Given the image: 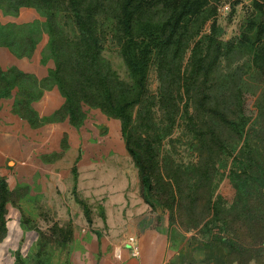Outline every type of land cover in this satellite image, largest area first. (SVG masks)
I'll list each match as a JSON object with an SVG mask.
<instances>
[{"label": "rangeland", "instance_id": "obj_1", "mask_svg": "<svg viewBox=\"0 0 264 264\" xmlns=\"http://www.w3.org/2000/svg\"><path fill=\"white\" fill-rule=\"evenodd\" d=\"M13 2L0 0V32L6 30L4 26L12 28L15 23L23 25L18 28L23 32L30 24H39L36 36L40 38L29 55L31 60L40 57L45 69H55L58 60L64 61L63 76L68 80L72 71L71 62L67 61L71 49L62 47V43L78 37L68 0H55L50 7L57 16L53 21L55 31L62 32L59 41H52L46 28L44 6L24 4L13 12ZM93 2L104 68L115 82L120 81V93L136 97L137 85L121 52L124 32L120 0ZM182 2L145 0L147 8L138 14L135 24L167 19L173 9H181ZM199 2L181 20L183 40L179 46H170L165 56L157 48L151 53L146 90L131 107L134 136L143 143L150 141L155 148L153 180L160 200L155 208L144 198L139 168L127 147L122 120L77 101L87 112L91 110L82 130L85 134L91 132L92 212L102 205L99 196L124 193L132 205L139 206L145 200L144 205L162 217L177 248H213L223 252L227 264H261L264 177L259 185L243 187L238 183L242 177L233 179L229 173L232 167H240L242 153L251 158V150L258 144L263 147V155L258 159L264 166V74L254 61L257 52L264 48V0ZM22 14L29 19L22 20ZM30 34L21 33L17 41L32 46L27 39ZM209 35L222 43L220 59L207 74L194 68L193 62L195 54H206ZM213 50L214 46H209L210 54ZM55 51L59 52V59ZM217 104L229 106L235 117L243 114L250 118V146L245 137L224 128L210 110ZM212 129L225 137L232 153L227 154L218 145ZM259 162H254L249 171L241 168L243 177H259ZM107 179L111 182H104ZM124 180L127 181L120 187ZM36 189L41 187L22 185L9 194L4 219L0 218V264H72L76 248L72 245L75 233L69 228L71 223L58 210L49 208L46 201V206L42 204L39 195L32 198L31 191Z\"/></svg>", "mask_w": 264, "mask_h": 264}, {"label": "crops", "instance_id": "obj_2", "mask_svg": "<svg viewBox=\"0 0 264 264\" xmlns=\"http://www.w3.org/2000/svg\"><path fill=\"white\" fill-rule=\"evenodd\" d=\"M25 17L20 16L29 19ZM40 60L0 45V68L19 72L10 93L0 97V177L10 190L40 186L31 197L39 195L42 204L46 201L68 218L75 233L72 264H227L223 252L213 248H177L162 217L145 206V200L136 206L124 193L111 192L99 196L102 205L92 212L91 132L82 130L91 110L82 106L74 117L59 85L48 80L49 67ZM129 236L135 238L139 253H134Z\"/></svg>", "mask_w": 264, "mask_h": 264}, {"label": "trees", "instance_id": "obj_3", "mask_svg": "<svg viewBox=\"0 0 264 264\" xmlns=\"http://www.w3.org/2000/svg\"><path fill=\"white\" fill-rule=\"evenodd\" d=\"M12 1H14L13 8L10 9L13 12H16L24 4L38 3L44 6V14L48 19L46 28L52 35V41H55L56 38H58V41L61 40L62 32L60 30L59 32L55 31V23L53 22L57 16L50 9L55 0ZM93 1L95 0H68L78 37L72 42H63L62 47L67 46L71 49V56L67 61L71 62L72 71L67 80L65 75L63 76V65L65 62L58 60L57 67L50 69L48 80L59 85L62 93L67 98L66 109L74 117L82 109L80 107L81 103L77 102L81 100L82 103H87L92 107H98L105 113L119 117L122 120V132L126 138L127 147L139 168L144 188V198L155 208L156 202H160L156 196V186L153 180L156 170L155 148L150 141L143 143L134 136L131 107L140 100L146 90L151 53L157 48L165 56L169 52L170 46H179L178 44L183 40V35L180 34L181 20L186 14L194 11L193 5L195 3L200 4L201 2L199 0H183L181 9H173L167 19L155 22L152 20H144L137 25L135 21L137 20L138 14H141L147 8V6H144L145 0H120V23L124 32L121 52L137 85V96L130 97L127 92H119L118 85L120 81L117 80L115 82L110 77L108 70L104 68L103 46L96 28V12ZM213 25L214 29H216V24L214 23ZM21 26L23 25L17 23L12 25V28L4 26L3 28L6 30L0 32V45L8 46L19 56L30 55L35 44L39 41L40 37L36 36V33L39 32L40 25L30 24L28 29L24 31L31 33L28 35L29 37L27 36V39L29 43H32V46L30 44L23 46L22 42L17 41L18 36L24 33L18 29ZM42 29L43 31L45 30V28ZM35 30L36 32H33ZM221 43L222 41L219 38L209 35L207 52L205 54L201 51L198 55L195 54L197 58L193 62L194 68L202 69L209 74L220 59ZM209 46H214L212 54L209 52ZM54 55L59 59V52L57 53L55 51ZM254 61L264 74V48H262L261 52H257ZM13 73L3 71L0 68V97L10 93V83L12 80L17 79V75H19V72ZM230 109L229 106L221 107L218 104L210 108L226 130H232L239 136L245 137L246 143L250 146L251 133L247 128L250 118L244 117L243 114L235 117L231 114ZM211 132L218 142V145L227 154L232 153V151L229 152L225 137L215 129H212ZM144 151L146 154H144ZM262 151L263 147L260 144L256 148H253L250 153L253 160L245 153H242L243 159L242 162H239L240 167L238 169L232 167L229 173L230 177L234 179L241 176L242 182L238 181V183L243 187L261 184V179L263 180L264 177V166L259 162L260 159H258V156L261 157L263 155ZM249 159H251L250 162ZM254 162H259L262 166L260 176L256 179L248 180L245 178L246 176L243 177L242 170L249 171L253 167ZM241 168L242 170H240ZM10 193L11 190L8 187V182L5 178L0 177V218L2 220L4 219L5 203Z\"/></svg>", "mask_w": 264, "mask_h": 264}, {"label": "built area", "instance_id": "obj_4", "mask_svg": "<svg viewBox=\"0 0 264 264\" xmlns=\"http://www.w3.org/2000/svg\"><path fill=\"white\" fill-rule=\"evenodd\" d=\"M134 240H135V238L133 236H131L130 237V242L132 243V246L134 247V253L137 254V253H139V248H138L137 245H134V243H133Z\"/></svg>", "mask_w": 264, "mask_h": 264}]
</instances>
